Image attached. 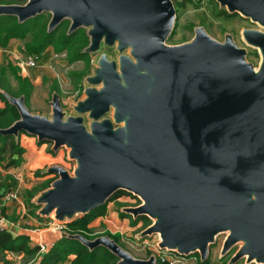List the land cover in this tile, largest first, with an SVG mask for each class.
Returning a JSON list of instances; mask_svg holds the SVG:
<instances>
[{
  "label": "water",
  "instance_id": "1",
  "mask_svg": "<svg viewBox=\"0 0 264 264\" xmlns=\"http://www.w3.org/2000/svg\"><path fill=\"white\" fill-rule=\"evenodd\" d=\"M216 1L264 27V0ZM44 12L51 14L49 31L70 20L69 32L88 30L87 51L117 45L120 55L100 56L78 115L65 117L57 93L52 118L7 94L21 118L0 134L25 131L52 142L54 151L65 146L76 162L72 173L61 165L48 169L58 176L38 195L39 214L69 224L126 191L142 203L123 212L152 218L142 236L158 234L161 249L199 253L204 262L217 235L227 232L223 255L243 242L230 264H264V31L243 33L260 50L256 69L231 35L221 42L203 26L191 41L167 44L177 18L173 0L0 4V15L19 22ZM73 237L91 249L107 247L117 264H158L155 255L136 258L109 236Z\"/></svg>",
  "mask_w": 264,
  "mask_h": 264
},
{
  "label": "rangeland",
  "instance_id": "2",
  "mask_svg": "<svg viewBox=\"0 0 264 264\" xmlns=\"http://www.w3.org/2000/svg\"><path fill=\"white\" fill-rule=\"evenodd\" d=\"M176 7V22L174 30L167 40V44L176 45L191 41L196 32L195 28L203 26L209 35L213 38L223 42L227 35H231L239 47L247 49V60L252 62L256 69L260 67L262 56L260 50L254 46L249 45L244 38V30L256 29L264 31V27L260 24L251 20V18L245 17L242 14L236 13L227 15L225 13L226 8L222 7L216 0H173ZM228 12V11H227ZM229 13V12H228ZM25 40H19L13 44L12 48L15 49V54H10L12 59L9 62L15 65L21 64V73L23 75L24 69L29 73H35L33 80L34 90L32 99L30 101V108L32 113L40 114L49 118H52L53 108L52 100L54 94H59L65 117L78 115L75 106L79 100L85 98V88L90 84L87 81L88 76L94 74V69L98 67V60L102 54H107L111 59L119 58V51L116 46L109 47L103 45L98 53H91L90 58L92 59V71H89V66L85 60H77L70 62L69 53L67 51L55 52L57 57H53L52 60L47 64V67L41 68H30L27 67L24 62L27 61L30 54L24 50ZM1 48V47H0ZM51 48V47H50ZM54 49V48H53ZM129 54V50L125 51ZM7 63V62H5ZM2 66V62L0 63ZM22 65L24 67H22ZM89 73V74H88ZM39 76L38 80L35 79ZM4 78V82L8 83L13 91H18V84L14 76L7 72L1 73L0 79ZM104 117L112 118L113 111L106 114ZM84 123L90 130L92 119L86 114L84 115ZM123 124L116 123L115 126H121ZM36 137V136H35ZM45 152L49 154V160H41L36 164L25 163V168L22 171L23 174L19 175L22 187L19 188L20 196L25 203L26 192L33 190L43 185L48 179L57 178L58 175L48 173V169L54 165H61L67 170L73 172L76 165L75 160L69 158V149L62 146L56 153H50L52 150L53 143L46 142L43 145ZM58 156V159H55ZM52 181V182H53ZM52 186V183L50 187ZM36 201V200H35ZM142 203V200L132 193L124 192L109 201L107 204V213L104 215V221L101 220L97 232L104 234L107 232L113 235L119 234L121 236L120 242L123 244V248L130 252L136 258L147 259L154 253V247L159 240L158 234L151 236H142V232L151 224L154 220L148 216L138 217V221L135 222V218L128 216L122 217L121 213L123 209L130 206H138ZM112 209L116 219H112L109 210ZM80 215V214H79ZM79 215H76L77 217ZM54 216V214H52ZM109 216V217H107ZM126 218L128 221H123ZM121 221L119 223L117 221ZM124 223V224H123ZM20 227L24 226L20 224ZM227 232H222L217 235L215 242L209 247V264H230L232 256L241 247L243 242L236 244L230 252L223 255L222 247L227 237ZM190 257L194 261L192 264H201L200 254L199 256L194 253ZM22 264H31L24 262ZM236 264H258L256 262L248 263L246 258L241 259Z\"/></svg>",
  "mask_w": 264,
  "mask_h": 264
},
{
  "label": "trees",
  "instance_id": "3",
  "mask_svg": "<svg viewBox=\"0 0 264 264\" xmlns=\"http://www.w3.org/2000/svg\"><path fill=\"white\" fill-rule=\"evenodd\" d=\"M27 0H0V4H25ZM227 15L233 13H228ZM236 14V13H234ZM51 14L44 12L36 16L19 22L15 15H0V47H8L10 41L14 38L25 40L24 50L30 55L39 54L42 58L47 59V49L54 48L55 52L67 51L69 53L70 62L77 60H85L89 71H92L91 52L87 51L90 44V36L85 27H81L73 32H69L70 20H64L53 31L48 30ZM45 55V56H44ZM43 60V59H42ZM1 73H11L19 86L18 91H13L8 83L4 82V78L0 79V100L4 106H0V129L8 128L13 123L21 118L18 108L12 104L7 94L13 97L23 96L25 103L30 109V98L32 96L34 85L29 77H25L21 73V67L12 62L3 63L0 65ZM89 74V73H88ZM31 110V109H30ZM27 134L25 131H20L18 136L0 134V168L9 170L11 167L20 166L23 162V154L25 149L20 145V136ZM43 143L49 141H41ZM52 152V151H51ZM53 179H48L43 185L26 192L25 207L26 213L43 219L39 214L41 208L35 201L38 195L48 189ZM19 189V181L12 173H3L0 170V200L3 201L4 196L9 191ZM119 191L112 195L106 203L96 207L88 213L78 216L71 221L67 226L66 232L68 236L61 237L47 252L40 253V247L30 244V236L28 234L15 235L13 231L7 228L0 229V252H12L14 254H23L26 257V263L33 260L35 264H63L70 259L71 255L75 258L70 264H117L119 257L115 255L105 246H97L93 249L85 245L81 240L73 237V235H82L86 239L93 240L100 236H109L113 238L122 247L119 234L113 235L110 232L99 234L93 229L90 224L100 216L107 213V204L115 197L124 193ZM14 201V200H13ZM2 213L10 221L17 222L16 217H8L6 209L2 208ZM121 216H131L125 212ZM49 218V217H48ZM139 219H135L137 222ZM199 256V253H196ZM201 259V258H200ZM201 261V260H200ZM201 264H209V261H201ZM32 264V263H31ZM158 264H165L158 261Z\"/></svg>",
  "mask_w": 264,
  "mask_h": 264
},
{
  "label": "crops",
  "instance_id": "4",
  "mask_svg": "<svg viewBox=\"0 0 264 264\" xmlns=\"http://www.w3.org/2000/svg\"><path fill=\"white\" fill-rule=\"evenodd\" d=\"M20 39L14 38L10 41L8 47L0 48V63L2 62H9V59H12L10 54H15V49L12 48L13 44H17L16 42L19 41ZM46 55H48V58L40 61L38 67H34V69L38 68L39 70L42 68L47 67V64L52 60L53 54H55L54 49L51 47L47 49ZM45 56V55H44ZM21 66V64L19 65ZM22 67H24L22 65ZM23 76L29 77L31 81L33 82L35 73L33 72L32 74L29 73L26 69L23 71ZM39 76L37 75L35 79L38 80ZM33 95V93H32ZM32 99V96L30 98V101ZM0 106H4V103L0 100ZM32 109V108H30ZM32 111V110H31ZM20 140V145L25 149V153L23 154V162L20 166L17 167H11L9 170H2L3 173H12L16 179L19 181V187H22V183L20 182L19 175L21 173L23 174V170L25 168V163L29 161V164H36V162H39L41 160H49V154L45 152V149L43 147L44 143L40 142L39 139L35 136L29 135V134H22L19 138ZM52 151V152H51ZM57 151H54L53 148L50 150V153H56ZM58 159V156L55 158ZM2 208L6 209V215L8 217H16L15 219L17 223H20L24 226V228H40L41 229V237L45 243L49 246V249L61 238L63 237V232H57L52 229L46 228L44 225L46 221L49 220L48 217H44L43 219H38L36 217H33L29 214L26 213L27 209L25 207V203L23 200L21 201H1L0 200V219L1 218H6L3 213H2ZM110 214V217L112 219H116V215H114V212L112 209L109 210L108 212ZM109 217V216H108ZM123 217V216H122ZM9 220V218H6ZM101 220L104 221V216H100L97 219H95L90 226L97 231L99 225L101 224ZM135 220V219H134ZM123 221H128L126 218H124ZM119 223H122L120 220L117 221ZM124 224V223H123ZM15 235L18 234H28L25 230H11ZM32 246L35 244L33 242H30ZM75 258V255H71L70 259L65 261L63 264H70L71 260ZM32 261V260H31ZM26 262V257L23 254H14L12 252H7L3 253L0 252V264H22ZM32 264H35L32 262Z\"/></svg>",
  "mask_w": 264,
  "mask_h": 264
},
{
  "label": "built area",
  "instance_id": "5",
  "mask_svg": "<svg viewBox=\"0 0 264 264\" xmlns=\"http://www.w3.org/2000/svg\"><path fill=\"white\" fill-rule=\"evenodd\" d=\"M53 57H57V54H53L52 58ZM42 59H43L42 55H39V54L29 55L27 61L24 62L23 64H25L27 67H30V68L38 67ZM20 195L21 194H20L19 189L15 191H9L5 194L3 200L4 201H11V200L21 201L22 199ZM67 225H68V222L59 221L54 217H49V220L46 221L44 226L46 228L62 233V232H66L67 227H68ZM1 228H7L10 230H14V231L25 230L26 232H28V235L30 236V241L40 247V250H39L40 253H45L49 250V246L47 245V243L43 241L40 235L41 234L40 228L39 229L38 228H26L25 229L23 227H20L19 223L10 221L6 218L0 219V229ZM159 242H160V236H159L158 242L156 243V246L154 247V253H153V255L156 256L158 261L165 263V264H192L194 262L192 258L190 257V255L188 256L182 255L176 251H171L168 249H161L159 247Z\"/></svg>",
  "mask_w": 264,
  "mask_h": 264
}]
</instances>
